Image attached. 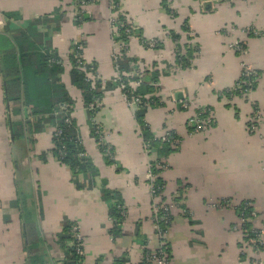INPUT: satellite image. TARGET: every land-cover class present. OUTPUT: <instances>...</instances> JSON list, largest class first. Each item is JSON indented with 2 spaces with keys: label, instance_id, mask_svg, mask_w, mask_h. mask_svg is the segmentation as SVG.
Returning a JSON list of instances; mask_svg holds the SVG:
<instances>
[{
  "label": "crops",
  "instance_id": "0c3cea01",
  "mask_svg": "<svg viewBox=\"0 0 264 264\" xmlns=\"http://www.w3.org/2000/svg\"><path fill=\"white\" fill-rule=\"evenodd\" d=\"M119 2L122 14L144 39L162 44L152 50L144 48L136 37L129 40L128 57L145 70L140 72L144 76L160 72L155 97L163 106L148 109L145 122L157 139L166 131L181 139L179 150L165 158L168 168L161 173L163 197L167 202L178 200L166 239L170 264H249L252 253L247 250L241 257L243 235L235 230L239 221L234 210L214 205L222 200H229L234 207L250 202L256 213L252 227L264 239V75L247 98L229 100L218 94L235 86L244 66L264 72V37L254 36L264 32V0H166L170 14L163 10L162 0ZM72 3L0 0V32L5 26L4 12L20 16L21 20L10 22L14 30L25 27L29 20L52 18L58 8L63 14L60 28L56 30L52 23L37 29L47 32L61 58L68 57L72 44H82L83 60L96 67L101 81L112 80L109 3L96 0L88 5L89 20L79 27L74 25ZM184 23L189 34L182 31ZM171 32L180 36L179 45L198 48L191 68H173ZM235 42L245 46L244 54L230 48ZM61 79L74 101L71 119L79 141L100 176L92 189H76L87 181L83 175L73 177L51 156L52 124H45L32 136V148L23 155L25 148L13 139L11 124L23 122L28 114L7 100L0 75V264H41L43 259L61 264L65 255L58 235L66 220L77 226L81 235L83 264H113L123 256L126 264H143L144 253L159 246L146 182L148 166L156 157L146 155L134 114L117 88L103 94L95 115L104 142L114 152V164L107 165L91 135L80 92L70 85L67 75ZM180 101H186L188 108L181 110ZM254 105L260 111L261 124L256 134H249L246 124ZM202 109L210 110L212 125L204 134L190 133L189 120ZM12 115L16 120H11ZM104 183L126 209L116 236L110 233L113 225L108 215L113 202L100 197ZM23 208L33 212L39 223L43 242L37 255L26 253ZM34 257L37 260L32 263ZM257 258L264 263V250Z\"/></svg>",
  "mask_w": 264,
  "mask_h": 264
},
{
  "label": "trees",
  "instance_id": "16d2710c",
  "mask_svg": "<svg viewBox=\"0 0 264 264\" xmlns=\"http://www.w3.org/2000/svg\"><path fill=\"white\" fill-rule=\"evenodd\" d=\"M73 4L75 0H71ZM228 2L229 0H223ZM114 5V6H113ZM113 6V7H112ZM112 13H119L120 2L119 0H114L111 4ZM162 8L164 11L170 14L171 10L167 7L166 0H162ZM76 9V8H75ZM62 12L60 9L56 8L53 13L52 18L43 17L34 20H29L26 22V26L22 28H17L14 30L10 29L11 21L21 20L20 16L16 12H4L2 17L4 18L5 26L0 32V75L4 84V92L8 101H11L14 105L21 108H27L28 118L23 122H14L11 124L12 136L15 141H19L21 138L27 142V139H32V136L36 133L42 131L45 124H52L55 128H60L62 130L61 138H55L52 136L53 148L50 152L51 156L62 166L66 167L72 174L73 177L77 175H83L86 179V185L76 186L77 190L82 189H92L95 183V179L100 176L97 168L87 157L80 141L78 138V133L72 119L69 124H65V118L69 117L73 111L74 101L70 97L66 85L62 83L61 77L67 75L70 85L80 92L82 97L83 106L86 109L88 116V123L91 128V135L95 140L98 151L102 155L104 162L107 165L114 164V152L113 149L104 142L99 135L95 133V126L91 122L94 117L95 110H90L89 106L94 105L95 100L101 101L102 96L105 92L117 89L119 83L115 80L101 81L96 72V67L92 73L95 79L90 82L86 79L85 72L81 71L77 66L74 59L76 44H72L71 52L68 55L67 61L69 62V68H63L62 59L58 54V51L52 47L50 39H47V32L44 30L40 32L37 26L50 27L52 23L55 24L56 30L60 28V22L62 19ZM89 17L87 13L82 15V18L74 20V25L79 27L83 23L87 22ZM121 22H125L123 16L119 17ZM182 31L189 34L190 29L186 23L182 26ZM120 39L124 42L127 41V36L123 29H119ZM132 36L139 39V41L144 44V38L140 34V31L134 30ZM169 39L173 42H180V36L171 32L169 33ZM243 45V44H242ZM244 46V45H243ZM245 49V46H244ZM183 50L184 54H178ZM177 51L174 58L173 68L175 70L180 69V71L191 68L194 56L198 53V48L196 46H191L190 44H185L183 46L177 45ZM237 53V52H236ZM238 54V53H237ZM130 62H135L134 59L128 58L125 54H122L121 59L118 61V70L121 74L122 82L127 83L128 81L135 80L129 79L123 76L124 74H129L131 72ZM87 65V69L89 65ZM168 67V66H167ZM180 67V68H179ZM169 68V67H168ZM160 72L158 70L152 71L150 75L147 74L142 78V83L135 89L131 90L127 88L128 95L139 96L142 98V103L148 102V108L140 106L137 111L134 112V118L138 128L140 130V136L144 145L149 150H154V153L149 156H155L156 159L151 163V172L156 175V184L164 185L165 182L161 178L162 170L156 167V163L166 164L165 158L172 153L179 150L181 140L172 131L169 132L170 137L168 140L162 141L161 138H155L145 122V115L148 109L162 107L163 104L155 97L158 92L159 87L157 86L160 77ZM164 74V73H163ZM248 79L240 76L238 82L235 86L218 94L219 98L233 99L234 97L241 98V95L245 91L249 92L255 90L257 83L252 84V86H246ZM241 84V85H240ZM102 85L104 88H102ZM156 85V86H155ZM148 97V99H147ZM61 106H65L64 109L60 110ZM95 107V106H94ZM181 110L182 109L180 107ZM257 106H252V111L255 112ZM210 110L205 109L206 113H199V118H205L210 116ZM199 112V111H198ZM19 113V111L17 112ZM188 131L193 133V128L188 124ZM172 139L177 140L180 144L172 146ZM107 149H110V155L106 156ZM83 154L84 157L79 155ZM110 156L112 158H110ZM100 197L102 201L113 202L112 207L109 209V219L113 223V227L110 230L112 236H116L119 232L120 225L125 220L126 212L123 202L120 197L113 191L106 188L104 183L100 190ZM160 202H166L163 194L159 198ZM178 200L175 199L171 203H175ZM229 202V200H222L218 203ZM248 203L247 201L241 202L238 206ZM236 207L234 212L238 217L240 207ZM125 216L122 217V212ZM250 212H253V208L250 207L248 210L244 211L246 219H250ZM41 215V212L39 213ZM33 212H30L26 208H23L22 219L25 226V233L27 239L26 253L28 255H37L40 251V243L42 239L39 235V223L34 217ZM172 220V217H171ZM72 225L69 221H65L63 224L62 232L58 235V244L60 249L64 252V259L61 264H83L84 257L76 253L75 244L73 241L71 229ZM163 228L165 226H162ZM252 224L247 223L242 227L243 240L246 231H251ZM249 234V233H248ZM250 238L251 235H249ZM248 237V238H249ZM263 251V250H262ZM166 252L168 250L166 247ZM148 253L145 252L146 255ZM144 255V256H145ZM245 255L241 254L242 259ZM37 258L34 257L36 262ZM127 257L116 260L113 264H126Z\"/></svg>",
  "mask_w": 264,
  "mask_h": 264
},
{
  "label": "built area",
  "instance_id": "2783aa9c",
  "mask_svg": "<svg viewBox=\"0 0 264 264\" xmlns=\"http://www.w3.org/2000/svg\"><path fill=\"white\" fill-rule=\"evenodd\" d=\"M114 0H107V2L109 3L110 6V12H111V18L109 19V24H110V34H111V38H112V52H111V59H112V63H113V68L115 71V77L113 80H115L116 82L119 83V87L118 90L121 92L122 94V98L124 103L126 104V106L129 109L132 110H138L139 107L142 105L146 108H148V102L142 103V98L139 96H132V95H128V91L127 88L131 89V90H135L141 83H142V76L140 71L138 70H131V72L129 74H124L123 76L128 77L129 79H135L132 81H128L127 83L122 82L121 80V74L119 73L118 70V61L121 59L122 54H125L128 57V41L130 40V38H132V32L135 30L134 24L128 20L123 14L122 12L119 13H112V6L111 4ZM229 1H233V0H229ZM92 2V0H75V8H76V17H78L79 19L82 18V15L84 13H86L85 9L86 6L90 5V3ZM123 16L125 18V22H121L119 20V17ZM119 29H123L125 35L127 36V41L124 42L120 39V34H119ZM254 36L256 37H264V32L261 33H256ZM171 41V40H170ZM144 44H142L143 47H145L146 49H156L157 47H159L161 45V42L157 41V40H146L144 39ZM179 46V44L176 42V46ZM230 48L234 51V52H238L240 54H244L245 49L244 46L242 45V43L240 42H235L234 44H232L230 46ZM178 52V51H177ZM178 54L182 55L184 54L183 50H181L180 52H178ZM74 59L76 62V66L83 72H85L86 74V80L92 82L96 76L93 75L92 70L94 69L92 67V65L88 62H85L83 60L82 57V46L81 45H76L75 47V53H74ZM89 65V68L87 69V65ZM97 75V74H96ZM264 75L261 72H258L257 70H254L248 66H244L242 68V73L241 76L248 79V82L246 84V86H252V84L256 83V81L258 79L261 78V76ZM241 85V84H240ZM102 88H104V86L102 85ZM251 91L247 92L245 91V93L243 95H247L249 94ZM148 99V97H147ZM186 101H180V107L182 109H187L188 108V103ZM100 101L95 100L94 105L89 106L90 110H95V108H98ZM95 106V107H94ZM65 106H61V109H64ZM97 113L94 112V117L91 119V122L93 123V125L95 126V133L97 135H99L101 137V139H103V131L101 130V128L95 123V114ZM199 113H206L205 109L200 110L198 113H196L194 116H192V118L189 120V124L190 126H192L193 128V133L194 134H200L202 132H206L210 126L212 125V120L210 116H206L205 118H199ZM71 120V115L67 118H65L64 123L65 124H69ZM249 122H251L252 124H257L258 122V116L257 115H252L249 119ZM255 128L254 125H251V130H253ZM62 135V130L60 128H54L53 132H52V136H54L55 138H61ZM170 137L169 132H166L164 134V136L161 138L162 141L168 140ZM179 145V142L175 139H172V146H176ZM144 150L146 152V154L149 156L153 153H149V149H147V147H144ZM110 149H107V153L106 156L110 155L109 152ZM80 157H84L83 154L79 155ZM110 158H112L110 156ZM155 161V160H154ZM153 162V161H152ZM156 167L162 171H164L167 168L166 164H159L156 163ZM152 170V166L151 164H149L148 166V170L146 173V182L148 184V190H149V195L151 198V202H152V215H151V221H152V225H153V229L154 232L156 233L157 237L160 239V243L158 248L153 251V252H148L145 257L144 260L146 262V264H170V259L167 255L166 252V248L165 245L163 243V239L168 235V231H169V227L171 225V217H172V211L174 209V204L171 202H163L161 203L159 198L161 196V194H163L164 190H165V186L164 185H158L156 184V175L153 174L151 172ZM223 205H220V203H217L214 205L215 208H231L233 210H235V208L237 206H232L231 202L227 201L224 203H221ZM240 207V206H238ZM250 207H252V204L250 202L248 203H244L242 204V206L239 208L240 211L242 210V212L238 213V226L235 228V230H241L242 227L247 224V223H252V220L256 217V213L254 212H250V219H246V216L244 215V211L248 210ZM125 216V213L122 212V217ZM162 226H165L164 228ZM242 231V230H241ZM71 233H72V237H73V241L75 244V248H76V253L80 256H83V248H82V238L81 235L78 231L77 226H73L71 229ZM249 233V234H248ZM243 235V233H242ZM249 235H251L252 238L249 237ZM244 237L247 238V241L244 242V247L241 251V254L245 255V252L247 250L250 249L251 253H252V258L249 259V263L250 264H264L261 260H259L257 258V255H259L262 250H264V239L261 235V232L254 229L253 227H251V231L249 232L248 230L246 231V234H244ZM249 237V238H248ZM245 249V250H244Z\"/></svg>",
  "mask_w": 264,
  "mask_h": 264
},
{
  "label": "rangeland",
  "instance_id": "374dc122",
  "mask_svg": "<svg viewBox=\"0 0 264 264\" xmlns=\"http://www.w3.org/2000/svg\"><path fill=\"white\" fill-rule=\"evenodd\" d=\"M223 2H226V1H223ZM229 3H231V1H228ZM94 3H96V0H92V2L90 3V4H94ZM73 4V3H72ZM72 7H73V15H74V20H75V18L77 19V17H76V9H75V5L73 4L72 5ZM87 7V6H86ZM67 12H69V14L71 13L70 12V10H67ZM110 16H112V15H110ZM135 30H136V28H135ZM140 42V41H139ZM172 43H173V45H174V58H175V54H176V52H177V46H176V43L175 42H173V41H171ZM74 44H76V43H74ZM73 44V45H74ZM141 44V43H140ZM77 45V44H76ZM78 45H81L82 46V44H78ZM128 45H129V41H128ZM162 46V44L159 46V47H157L156 49H152V50H157V49H160V47ZM179 46H181V45H179ZM145 48V47H144ZM83 49V48H82ZM71 52V49L69 50V53ZM69 53H68V55H69ZM236 53V52H235ZM238 53V52H237ZM236 53V54H237ZM127 54H128V52H127ZM238 55H240V53H238ZM128 58H130V57H128ZM62 59V66H63V68H69L70 67V65H69V62H67V58H65V57H62L61 58ZM131 59V58H130ZM135 61V60H134ZM113 64V63H112ZM130 67H131V69L132 70H138V71H145V70H141V65H139V63L137 62V61H135V62H130ZM180 68V67H179ZM179 71H180V69H178ZM258 71V70H257ZM258 72H261V71H258ZM261 73H264V72H261ZM141 76H142V78L144 77V74H143V72L141 73ZM240 76H241V74H240ZM240 78V77H239ZM114 79V78H113ZM259 80V79H258ZM258 80L256 81V83H258ZM238 82V81H237ZM236 82V83H237ZM252 91H254V90H252ZM251 91V92H252ZM250 92V93H251ZM249 93V94H250ZM249 94H247V95H241V98H247L248 97V95ZM186 103V102H185ZM12 109H13V111H15V112H18L19 110H17L16 109V107L14 106V105H12V107H11ZM99 108H100V106H98V108H97V111L99 110ZM21 111H22V108L20 109ZM26 110V111H25ZM130 110H132V109H130ZM136 110H132V112H133V114H134V112H135ZM23 112L25 113L26 112V114H28V112H27V108H25L24 107V109H23ZM198 113V112H197ZM12 114V113H11ZM257 115L258 116V122H257V124H252L251 122H249V119H250V117L252 116V115ZM96 115V114H95ZM22 116V115H21ZM14 116L12 115V117H11V120H16V118H13ZM250 117L248 118V121H247V124H246V127H247V132L249 133V134H256L257 132H258V128H259V126H260V124H261V114H260V111H259V109H258V106H257V109H255V112H253L252 111V114L250 115ZM20 118V117H19ZM14 123V122H13ZM251 125H254L255 126V128L253 129V130H251L250 128H251ZM137 127H138V125H137ZM138 132L140 133V130H139V128H138ZM205 132H202V133H200V134H204ZM140 135V134H139ZM141 137V136H140ZM142 139V138H141ZM181 140V139H180ZM32 143H33V138L32 139H27V143H26V141L24 140V138H21L19 141H18V143L17 144H20L21 146H23L25 149V152H24V156H26L28 153H29V151L31 150V148H32ZM180 144V143H179ZM181 145V144H180ZM143 146L144 147H146L145 145H144V142H143ZM148 149V148H147ZM150 152L149 153H154V150H149ZM147 155V154H146ZM88 157V156H87ZM164 163H166L165 161H163ZM167 168H168V166H167ZM114 204V203H113ZM122 212V211H121ZM125 212H126V210H125ZM152 212V211H151ZM126 218V217H125ZM113 224V223H112ZM170 228V227H169ZM168 234H169V231H168ZM157 236V235H156ZM167 237H168V235L163 239V243H164V245H165V248H166V239H167ZM245 238V237H244ZM159 239V238H158ZM242 242H243V246H244V240H243V237H242ZM159 243H160V239H159ZM250 250V249H249ZM247 252V251H246ZM246 252H245V256H246ZM251 252V251H250ZM43 253V252H42ZM44 254V253H43ZM41 256V255H40ZM44 258L46 257V256H43ZM247 258V257H246ZM49 262V263H48ZM248 262H249V260H248ZM43 263L44 264H50V260L49 259H47V263H46V259H43ZM43 263H41V264H43ZM143 264H146V262H145V260L143 259V262H142ZM250 264V263H249Z\"/></svg>",
  "mask_w": 264,
  "mask_h": 264
},
{
  "label": "water",
  "instance_id": "95a60500",
  "mask_svg": "<svg viewBox=\"0 0 264 264\" xmlns=\"http://www.w3.org/2000/svg\"><path fill=\"white\" fill-rule=\"evenodd\" d=\"M26 111V110H25Z\"/></svg>",
  "mask_w": 264,
  "mask_h": 264
}]
</instances>
